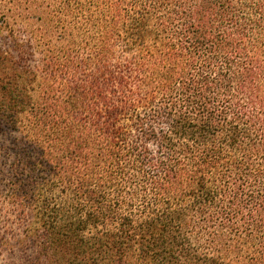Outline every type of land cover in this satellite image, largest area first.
I'll return each mask as SVG.
<instances>
[{"label": "trees", "instance_id": "16d2710c", "mask_svg": "<svg viewBox=\"0 0 264 264\" xmlns=\"http://www.w3.org/2000/svg\"><path fill=\"white\" fill-rule=\"evenodd\" d=\"M32 2L0 49L13 264H264V0Z\"/></svg>", "mask_w": 264, "mask_h": 264}, {"label": "rangeland", "instance_id": "374dc122", "mask_svg": "<svg viewBox=\"0 0 264 264\" xmlns=\"http://www.w3.org/2000/svg\"><path fill=\"white\" fill-rule=\"evenodd\" d=\"M32 5V0H0V49H2L4 52L7 50L9 51L10 49L15 50V47H17V45L13 41V31L17 33L16 30L20 29L21 39L25 37L23 33H26L25 29L28 28L27 23H32V27H34L35 29H41L45 27L46 22L36 20V17L39 14L38 10L28 12V9H30ZM40 12L42 13V15H47L43 11ZM18 15L23 18L19 19V22L17 21L18 23L12 22V16L17 17ZM37 32L40 33V31ZM31 60L32 59H30V61ZM9 67V62L5 61L1 65V71H6L7 69H9ZM10 137L11 135H9V133H6L5 135L0 134V142L4 147V149L0 150V172L5 173L7 176L9 175V161L13 157H7L6 159L4 153L6 149H8L11 145V141H9L8 139ZM0 188L2 190L5 189V187L2 185H0ZM22 221L23 219L19 214V210L16 207H13L10 202H3V199L0 198V234L11 238L18 237L20 234H22L24 228V224ZM32 250V247H29L27 251L32 252ZM17 253V248H15L13 252H11L0 247V264H13V262H17L19 260Z\"/></svg>", "mask_w": 264, "mask_h": 264}]
</instances>
